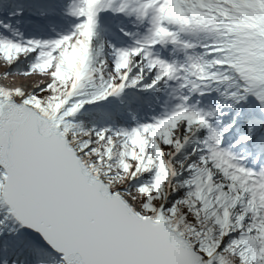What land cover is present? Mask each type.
Segmentation results:
<instances>
[{
    "label": "snow or ice",
    "instance_id": "obj_1",
    "mask_svg": "<svg viewBox=\"0 0 264 264\" xmlns=\"http://www.w3.org/2000/svg\"><path fill=\"white\" fill-rule=\"evenodd\" d=\"M0 264H264V0H0Z\"/></svg>",
    "mask_w": 264,
    "mask_h": 264
}]
</instances>
